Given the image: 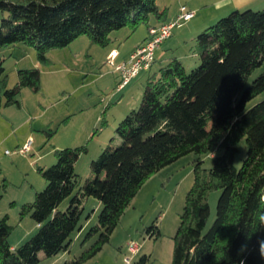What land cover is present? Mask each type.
Returning <instances> with one entry per match:
<instances>
[{"label": "trees", "instance_id": "obj_1", "mask_svg": "<svg viewBox=\"0 0 264 264\" xmlns=\"http://www.w3.org/2000/svg\"><path fill=\"white\" fill-rule=\"evenodd\" d=\"M0 11L8 14L0 26V111L20 106L23 89L38 93L41 88L39 68L19 70L15 87L8 86L3 49L26 44L46 64L49 50L65 48L81 35L105 47L112 33L127 26L136 28L143 22L148 31L156 27L150 24L152 14L159 22L166 21V10L159 9L157 0H0ZM196 45L201 63L192 71L177 57L153 72L154 62L141 106L116 128L122 145L104 149L91 162L92 175L83 184L76 163L86 146L56 150L57 163L39 168L47 186L22 209V215H31L38 232L14 248L9 242V217L0 218V264H39L40 254L52 258L70 251L74 235L83 229L90 198L102 208L97 225L89 228L83 241L93 243L63 264L92 260L110 243L143 186L190 154L197 156L194 184L173 238L171 264H240L241 260L264 264L258 251V241H264L258 221V213L264 211V99L248 108L264 93V73L248 84L264 63V10L232 12L199 33ZM243 139L247 154L237 168ZM205 155L213 157L210 169L203 168ZM215 191L221 192L216 218L206 229L209 198ZM68 199L69 206L61 211ZM146 232L159 238L158 221ZM242 245L247 246L243 252ZM149 262L150 256L144 255L135 264Z\"/></svg>", "mask_w": 264, "mask_h": 264}, {"label": "rangeland", "instance_id": "obj_2", "mask_svg": "<svg viewBox=\"0 0 264 264\" xmlns=\"http://www.w3.org/2000/svg\"><path fill=\"white\" fill-rule=\"evenodd\" d=\"M220 1L157 0L161 11L167 8L165 20L178 15L183 5L198 14L195 20L176 26L172 37L162 44V50L158 53L167 54V58L181 57L187 71L196 69L201 63L196 37L202 31L197 32L192 22L208 18L213 19L211 26L217 23L221 18L216 17L230 6H221L219 11ZM7 17V13L0 11V26ZM149 20L150 24L159 22L154 14ZM147 33L146 23L141 22L136 28L127 26L112 33L111 42L105 47L94 44L87 35H81L65 48L49 50L46 64L38 61L34 47L23 43L1 51L10 88L17 84L19 70L39 68L41 71L40 91L36 93L25 88L20 95L22 107L31 115L27 125L19 130L16 125L5 123L0 111V218L9 217L12 227L9 242L14 248L23 245L38 232L31 215H22V209L34 202L36 193L46 188L47 183L39 168H49L57 163L56 150L87 147V152L76 163V173L83 184L92 175L91 162L97 160L108 146L116 149L122 145L116 128L132 110L141 106L149 73L141 72L122 91H118L120 76L114 72L109 56L113 49L123 56L129 55ZM120 62L121 58L116 60V63ZM161 63H164V59ZM157 64L159 66L160 62ZM262 73L264 63L252 73L248 84ZM263 99L264 93L251 101L248 108ZM28 144L29 150L22 153L21 150ZM238 147L240 153L235 164L240 168L247 154L245 139ZM196 159L194 154L187 155L154 175L126 210L110 243L85 264H126V257L130 256L129 245L133 244L141 248L132 264L144 255L150 256L148 264H171L173 238L179 227L186 195L194 184ZM202 159L204 169L213 166L212 155H205ZM220 193L215 191L210 195V218L206 229L211 227L216 218ZM69 203L70 199L64 201L60 210H66ZM85 208L81 224L85 225L87 215L91 214L89 226L79 236L78 233L74 235L70 251L52 258L40 254L39 264H63L79 257L92 245L93 241L85 245L83 241L89 228L97 225L102 208L94 198L87 201ZM156 220L161 234L157 239L149 237L146 232Z\"/></svg>", "mask_w": 264, "mask_h": 264}, {"label": "built area", "instance_id": "obj_3", "mask_svg": "<svg viewBox=\"0 0 264 264\" xmlns=\"http://www.w3.org/2000/svg\"><path fill=\"white\" fill-rule=\"evenodd\" d=\"M195 16V12L187 6L183 5L175 20L164 23L162 25L152 27L148 31V39L137 47L129 56V59L116 63L119 57L118 50H112L109 56V62L114 68V72L120 76L118 84V91H122L134 79H136L141 72L150 71L155 60L156 52L162 44L172 37L173 31L182 22L191 21ZM29 150V144L22 149V153ZM140 245H129L130 256L126 257V264H132L133 258L140 252Z\"/></svg>", "mask_w": 264, "mask_h": 264}, {"label": "crops", "instance_id": "obj_4", "mask_svg": "<svg viewBox=\"0 0 264 264\" xmlns=\"http://www.w3.org/2000/svg\"><path fill=\"white\" fill-rule=\"evenodd\" d=\"M262 2H259V0H232V1H227V0H221L220 1V5H219V11H221L222 8H220L221 6H224V5H230L229 7H227L225 10H222V12H220V14L218 15V17L216 18H223V16H227V14H231L232 12L236 11V10H240V11H243V10H248V9H252V10H261V8L264 7V0H261ZM258 6V7H257ZM160 8V7H159ZM258 8V9H257ZM167 8H165L164 10H166ZM201 13V11L199 12V14ZM197 15V16H196ZM178 15L172 17L171 18H168L166 19V21L164 23H168V22H172L173 20L176 19ZM198 17V14H195L194 18L191 20H195L196 18ZM207 20H203V19H200V21H194L192 22V24L195 26V28L197 29V32H201L203 30H205L206 28L210 27L212 22H213V19H208V18H205ZM215 20V19H214ZM218 20V19H217ZM163 24V22H157V23H151L152 26H159ZM148 38V33L146 35V37L144 38V40L142 42H139L135 45V48L133 49V51L138 47L140 46L144 41L145 39ZM18 47V46H16ZM114 50V49H113ZM159 50H162V46L157 50V53H156V60H155V64L152 68V71L154 72L155 69L157 68L158 64L157 62H160V64H165L167 63V61L169 59H171V57H166L167 54H160L158 53ZM132 51V52H133ZM131 52V53H132ZM131 53L129 55H126V56H123L120 54L119 52V57L117 60H119V58H121V61H126L129 59V56L131 55ZM178 59H180L181 57H178L176 56ZM164 59V63H161V61ZM181 62H182V59H180ZM159 67V66H158ZM151 71V72H152ZM145 73H149L150 75V71H147ZM2 117L4 118V120L6 121L5 123H11L13 125H16L17 129H21L24 125H27L29 122H30V119H31V115L26 112V110L22 107V103L20 104V106H10V107H6L4 108V110L2 109ZM134 202V201H133ZM100 205V204H99ZM89 224V221H87V223L85 225H82V231L80 233H78L77 236H79L82 232H84V228H88V225Z\"/></svg>", "mask_w": 264, "mask_h": 264}, {"label": "clouds", "instance_id": "obj_5", "mask_svg": "<svg viewBox=\"0 0 264 264\" xmlns=\"http://www.w3.org/2000/svg\"><path fill=\"white\" fill-rule=\"evenodd\" d=\"M258 221L261 228H264V211L258 213ZM259 243V256L261 259H264V241H258ZM247 248L246 245L241 246V251H245ZM240 264H244V261L241 260Z\"/></svg>", "mask_w": 264, "mask_h": 264}]
</instances>
